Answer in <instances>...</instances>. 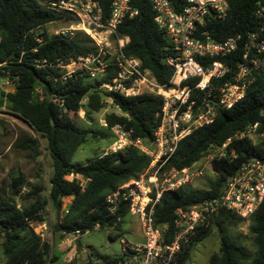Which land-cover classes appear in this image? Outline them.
Segmentation results:
<instances>
[{
	"label": "trees",
	"instance_id": "obj_1",
	"mask_svg": "<svg viewBox=\"0 0 264 264\" xmlns=\"http://www.w3.org/2000/svg\"><path fill=\"white\" fill-rule=\"evenodd\" d=\"M97 1L105 20L112 0ZM169 1L176 11L184 3V0ZM258 1L264 0H226V15L209 23L206 27L208 33L221 41L235 35L245 37L248 32L255 31L259 25L254 14ZM132 7L137 14L126 17L112 39L127 37L122 54L137 59L141 70L149 71L158 84L165 85L172 74L165 62V35L154 21L155 13L148 0H132ZM58 21L77 23L73 16L46 8L39 0H0V76L14 81L12 92H0V107L5 101L12 115L45 138V151L52 164V173L46 183H28L23 173L17 171L10 178L9 192L0 191V247L3 256L0 264H117L122 260L121 255L97 259L89 255L84 263L80 258L64 262L59 254L64 255L66 251L58 252L56 247L74 231L82 235L95 228L119 230L129 215V203L122 202L115 213L110 214L105 199L123 184L137 179L149 166L150 158L132 147L97 155L86 163L73 164L71 158L91 139H106L109 146L113 141L110 128L115 124L122 125L131 131L133 138H140L151 147L161 100L147 93L124 97L99 88L103 83H111L115 77L117 68L112 64L99 78L92 77L84 68H77L70 77L63 78L65 70L60 67L61 63L95 55L98 49L92 39L80 31L66 35L40 32L45 25ZM104 60L112 61L113 58L107 55ZM36 89L41 91L40 99H34ZM106 99L120 112L105 116L107 127H79L69 117L79 111L89 117L90 113L104 107ZM263 118L264 70L256 75L242 100L230 109H218L212 123L182 139L168 166L178 170L191 166L211 148L221 146L227 138ZM263 146V142L255 143L247 137L235 139L227 146L224 157L210 161L214 178L207 182L205 190L186 185L163 192L154 206L152 217L154 227H166L164 241L169 242L172 238L173 220L178 210L217 198L226 177L249 157L262 156ZM14 147L29 151L34 160L41 153L38 139L27 133L20 135ZM39 171L43 173L42 169ZM70 174L80 176L84 184L81 185L76 178L67 180L65 177ZM23 189H26L24 193ZM67 198L70 201L64 211L62 205ZM50 211L55 215L51 224L53 244L33 230V225L43 223ZM245 222H248L247 234L253 251L243 246L239 240L241 236L234 238L227 231ZM213 229L219 233V248L209 257L208 264H264V198L249 219L225 208L217 210L208 218L205 227L182 244L174 264H185L192 248L209 237ZM118 236L109 234L111 240Z\"/></svg>",
	"mask_w": 264,
	"mask_h": 264
},
{
	"label": "built area",
	"instance_id": "obj_2",
	"mask_svg": "<svg viewBox=\"0 0 264 264\" xmlns=\"http://www.w3.org/2000/svg\"><path fill=\"white\" fill-rule=\"evenodd\" d=\"M39 1L57 13L73 16L77 23L68 30L85 33L98 49L95 55L61 63L60 67L65 70L63 78L70 77L77 68L86 69L92 77L102 76L112 64L117 68L115 77L99 88L124 97L147 93L161 100L151 147L140 138H133L131 131L122 125L115 124L110 128L113 141L100 155L132 147L150 158L149 166L137 179L123 184L105 199L110 214L128 201L129 214L137 216L141 222L143 241L123 242L119 253L122 260L117 264H174L182 244L205 227L208 218L220 208L249 219L264 198V146L262 156L249 157L226 177L217 198L176 212L169 242L164 241L166 227H154L152 216L163 192L189 185L202 174L195 168L197 162L181 170L168 166L178 143L196 129L212 123L218 109H230L242 100L256 75L264 70V1H258L254 9L259 19L255 31L248 32L245 37L235 35L217 41L206 27L226 15V0H184L178 11L169 0H148L155 13L154 21L167 41L165 62L172 74L165 85L158 84L149 71L141 70L137 59L122 54L127 37H116L113 60H104L107 55L111 56L107 51L108 38L117 34V28L126 17L137 14L132 0H112L105 20L97 0ZM59 34L64 33L56 35ZM100 126L107 127L105 120ZM242 137L264 143V118L227 138L221 146L211 148L210 159L224 157L227 146ZM65 178L71 181L75 176L70 174ZM71 234L74 238L80 235L79 231Z\"/></svg>",
	"mask_w": 264,
	"mask_h": 264
},
{
	"label": "rangeland",
	"instance_id": "obj_3",
	"mask_svg": "<svg viewBox=\"0 0 264 264\" xmlns=\"http://www.w3.org/2000/svg\"><path fill=\"white\" fill-rule=\"evenodd\" d=\"M74 24L65 22H55L47 24L40 29L45 31L49 35H56L57 33L63 32L64 35L72 33V30H68L70 26ZM109 48L108 53L111 57L116 54V45L114 39L108 38ZM96 78L101 75L95 76ZM92 81H95L91 79ZM14 90V81L7 79L6 77L0 76V92L9 93ZM41 98V91L36 89L34 92V99ZM110 113L119 114L117 110L109 100H105L104 107L95 113H90L89 117L84 112L79 111L76 115L70 114L69 117L79 127H100L101 121L105 120V116ZM91 118V119H90ZM22 133H27L36 137L40 144V156L37 159H33L29 151H23L16 149L14 144ZM108 141L106 139L95 140L91 139L84 143L71 158V163H86L97 155H101L104 149L107 147ZM46 140L42 136L33 132L29 126L21 119L15 117L7 109V104L4 101L0 107V191L5 193L9 192L10 178L16 174L17 171L23 173L28 183H39L43 181L47 182L48 178L52 173L51 160L45 151ZM212 151L205 153L200 160L197 161L195 168H199L202 171L201 176L193 179L189 184L193 189L205 190L207 182L214 178V175L210 169V154ZM43 170V173L39 171ZM42 174V175H41ZM26 189H23L24 193ZM70 198L64 200L62 209L68 205ZM46 220L40 224H34L33 230L35 233L41 235L42 239L53 244L54 238L51 230V224L55 220L53 211H50L45 218ZM247 224L237 228H229L227 231L232 237L241 238L243 246L249 251H253V246L247 232ZM119 235L115 240L109 238V234ZM56 240V239H55ZM69 240L74 245L73 249L66 247V253L69 252L71 259H76L75 254H81L79 256L81 262H86L87 257L90 255L91 258L97 259L102 257H115L121 252L123 242L128 244L140 243L143 241L141 233V222L137 216L127 215L124 218L122 226L119 230L113 228L98 229L94 231L86 232L76 238L69 234ZM77 244L79 247H77ZM219 248V233L216 229H213L209 237L202 242L196 244L191 252L189 260L185 264H208L209 257L216 253ZM70 250V251H69ZM61 260L63 254H59ZM2 251L0 247V260Z\"/></svg>",
	"mask_w": 264,
	"mask_h": 264
},
{
	"label": "crops",
	"instance_id": "obj_4",
	"mask_svg": "<svg viewBox=\"0 0 264 264\" xmlns=\"http://www.w3.org/2000/svg\"><path fill=\"white\" fill-rule=\"evenodd\" d=\"M75 178H76L77 180H79L80 183H81V182L84 183V181L81 179L80 176L77 175V176H75ZM65 246L68 247V248H70V247L72 246L71 250H72L73 247H74V245L71 244V240H69V236H66L64 239H62V240L57 244L56 249H57L58 252L63 253V252L66 250ZM69 251H70V250H69ZM68 254H69V252H67L66 254L63 255V261H64V262H68V261L71 260V257H70ZM80 255H81L80 253H79V254H75L76 259H79V256H80Z\"/></svg>",
	"mask_w": 264,
	"mask_h": 264
},
{
	"label": "water",
	"instance_id": "obj_5",
	"mask_svg": "<svg viewBox=\"0 0 264 264\" xmlns=\"http://www.w3.org/2000/svg\"><path fill=\"white\" fill-rule=\"evenodd\" d=\"M51 124H52V122H51Z\"/></svg>",
	"mask_w": 264,
	"mask_h": 264
}]
</instances>
